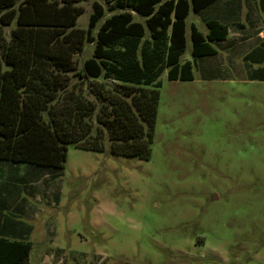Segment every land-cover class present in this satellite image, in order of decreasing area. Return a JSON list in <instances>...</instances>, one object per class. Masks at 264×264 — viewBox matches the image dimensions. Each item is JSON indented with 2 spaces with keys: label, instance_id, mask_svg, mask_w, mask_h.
Instances as JSON below:
<instances>
[{
  "label": "rangeland",
  "instance_id": "1",
  "mask_svg": "<svg viewBox=\"0 0 264 264\" xmlns=\"http://www.w3.org/2000/svg\"><path fill=\"white\" fill-rule=\"evenodd\" d=\"M200 77L159 75L148 159L69 146L61 169L0 161V235L33 227L30 264H264V81Z\"/></svg>",
  "mask_w": 264,
  "mask_h": 264
},
{
  "label": "trees",
  "instance_id": "2",
  "mask_svg": "<svg viewBox=\"0 0 264 264\" xmlns=\"http://www.w3.org/2000/svg\"><path fill=\"white\" fill-rule=\"evenodd\" d=\"M80 1L0 0V161L61 169L69 146L148 159L159 75L192 80L185 19L215 0H98L84 29ZM206 25L190 27L193 58L227 34ZM85 44L92 54L79 61ZM30 249L0 235V264H27Z\"/></svg>",
  "mask_w": 264,
  "mask_h": 264
},
{
  "label": "crops",
  "instance_id": "3",
  "mask_svg": "<svg viewBox=\"0 0 264 264\" xmlns=\"http://www.w3.org/2000/svg\"><path fill=\"white\" fill-rule=\"evenodd\" d=\"M190 13L193 12H189L185 19V47L186 20ZM193 14L203 16L201 21L205 24L206 30L199 31L193 22H190L189 29L193 24L205 35L208 31L206 23L215 20L226 26L227 34L221 40L210 42L214 54L197 58L191 56V61L182 60L180 57L181 63L185 61L191 63L192 80L194 73L197 72L204 79H226L235 76L264 81V0H215ZM33 233L34 228L31 226L24 230L16 228L10 238H24L30 241L29 237L33 236ZM31 250L32 243L30 252ZM29 255L27 264H30Z\"/></svg>",
  "mask_w": 264,
  "mask_h": 264
}]
</instances>
